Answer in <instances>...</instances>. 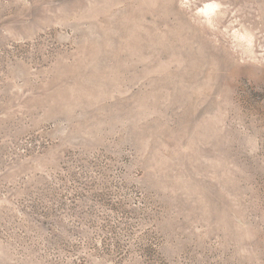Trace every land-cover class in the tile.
Segmentation results:
<instances>
[{"label":"rangeland","instance_id":"rangeland-1","mask_svg":"<svg viewBox=\"0 0 264 264\" xmlns=\"http://www.w3.org/2000/svg\"><path fill=\"white\" fill-rule=\"evenodd\" d=\"M0 264H264V0H0Z\"/></svg>","mask_w":264,"mask_h":264}]
</instances>
